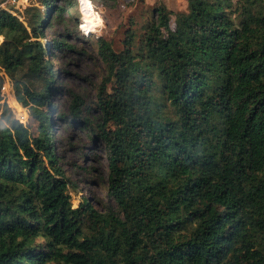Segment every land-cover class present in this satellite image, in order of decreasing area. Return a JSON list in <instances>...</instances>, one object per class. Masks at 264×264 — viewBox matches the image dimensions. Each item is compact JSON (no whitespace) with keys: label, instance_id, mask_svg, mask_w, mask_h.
Returning a JSON list of instances; mask_svg holds the SVG:
<instances>
[{"label":"trees","instance_id":"1","mask_svg":"<svg viewBox=\"0 0 264 264\" xmlns=\"http://www.w3.org/2000/svg\"><path fill=\"white\" fill-rule=\"evenodd\" d=\"M186 2L155 6L120 50L97 37V117L78 93L59 116L104 146L102 211L71 204L51 106L66 43L41 40L78 1L0 6V67L29 110L0 130V264H264V2Z\"/></svg>","mask_w":264,"mask_h":264},{"label":"rangeland","instance_id":"2","mask_svg":"<svg viewBox=\"0 0 264 264\" xmlns=\"http://www.w3.org/2000/svg\"><path fill=\"white\" fill-rule=\"evenodd\" d=\"M77 1L78 18L68 16L69 12L66 11L70 10L69 8L63 10L61 19H50L41 40L51 45L53 39H62L67 45L51 47L54 66L57 69L55 83L57 90L51 98V106L52 117L57 121L54 132L60 166L70 185H75L69 188L71 204L75 207L86 198L91 205L102 211L113 206L112 199L106 192L108 169L104 146L98 139L91 140L88 132L63 122L59 116L68 112L72 94L78 93L84 100L86 114L91 118L97 117L96 92L106 75L103 59L97 54V37L106 38L111 42L114 50H120L123 48V41L128 31L134 29L137 35L143 31L155 6L163 4L176 12L185 10L187 2L186 0H88L90 12L97 22L96 26L90 25L87 28L85 10L88 8L83 0ZM31 4L41 6V0H1L0 6L23 19L24 8ZM57 6H64V3H59ZM171 17L173 20L174 16ZM2 40L0 36V42ZM4 71V68L0 67V87L4 81H9L10 92L8 95L0 93L1 131L8 128L5 117L9 113L12 118L25 126H28L29 119V110L23 107L18 99L19 84H16V79L11 78L10 74ZM4 104L7 107L6 111L3 110Z\"/></svg>","mask_w":264,"mask_h":264},{"label":"bare ground","instance_id":"3","mask_svg":"<svg viewBox=\"0 0 264 264\" xmlns=\"http://www.w3.org/2000/svg\"><path fill=\"white\" fill-rule=\"evenodd\" d=\"M86 3V7L88 9L85 10V25L89 28L90 25L96 26V18L92 15L93 13L90 12L91 9L88 7V0H83ZM99 26V25H98Z\"/></svg>","mask_w":264,"mask_h":264},{"label":"built area","instance_id":"4","mask_svg":"<svg viewBox=\"0 0 264 264\" xmlns=\"http://www.w3.org/2000/svg\"><path fill=\"white\" fill-rule=\"evenodd\" d=\"M5 72V71H4ZM6 73V72H5ZM7 74V73H6ZM10 92V86H9V81H4L3 84L0 87V93L1 95L6 94Z\"/></svg>","mask_w":264,"mask_h":264}]
</instances>
